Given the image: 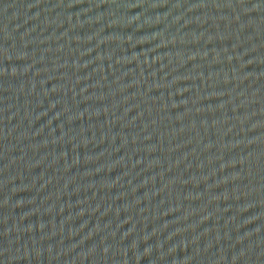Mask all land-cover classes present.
Segmentation results:
<instances>
[{"label": "water", "instance_id": "1", "mask_svg": "<svg viewBox=\"0 0 264 264\" xmlns=\"http://www.w3.org/2000/svg\"><path fill=\"white\" fill-rule=\"evenodd\" d=\"M0 264H264V0H0Z\"/></svg>", "mask_w": 264, "mask_h": 264}]
</instances>
